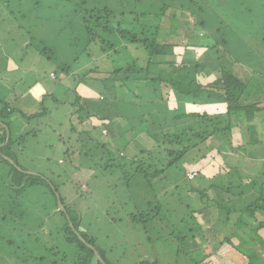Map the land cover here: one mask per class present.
Listing matches in <instances>:
<instances>
[{
  "label": "rangeland",
  "instance_id": "rangeland-1",
  "mask_svg": "<svg viewBox=\"0 0 264 264\" xmlns=\"http://www.w3.org/2000/svg\"><path fill=\"white\" fill-rule=\"evenodd\" d=\"M77 1L0 0V100L8 102L14 109L13 116L8 121L13 138L27 134L23 145L18 148L15 145L18 150V154L15 152L18 163L26 173L42 175L58 187L66 206L74 210L72 216L81 220L80 231H87L95 238L96 245L107 252L111 264H137L140 261H147L149 264H185L183 260L187 255L193 259H201L200 254L208 255L207 262L223 264L221 252L217 256L211 255L212 251L218 249L221 236L214 234L212 239L211 233L207 232L215 227L213 222L219 216L214 204L205 207L202 204L206 199L199 202L197 198H184L182 194L173 198L166 196L165 188L169 186L162 178L152 180L151 184L155 189H151L140 178H132L128 189L120 169L110 171L111 173L105 172L99 153L85 154L92 149H89L92 144L88 143V135L81 131L87 129L92 132L94 127L96 136L99 137L102 126L107 123L106 119L102 120L101 117L113 115L116 117L118 130L124 132V127L129 124L128 120L121 121L118 116L135 115L137 107L133 103L144 104L153 100L156 96L153 92L154 85L148 78L161 72L163 75L169 72L170 68L161 71L153 66L148 74L129 75L126 81L119 80L108 85L103 81L107 78L105 74L84 75L95 66L100 68V73L108 74L117 67L127 66L135 59L138 69L145 67L148 56L144 49L139 46L132 47L133 44L121 38L117 30L134 33L139 28L146 27V35L156 34L157 30L158 42L173 45L176 58L182 59L189 54V51H184L185 47L200 44L212 46L217 42L216 48L203 50L199 55L202 58L199 63H207L204 57L209 62L218 60L248 84L250 96L247 103L261 101L264 105V2L91 0L99 6H108L113 10L110 31L101 35L115 46L119 54L107 58L99 54L98 50H94L90 55L93 58L89 60L86 52L79 54L84 46L85 32L81 25ZM131 11L133 13H130ZM142 13L147 15L141 16ZM202 18L205 23L199 26L196 22ZM72 41H75V46L71 45ZM44 49L49 53L42 52ZM65 64L70 67L69 75L62 74L61 65ZM195 76L198 83H205L212 77H207L203 72ZM171 82H178L180 91L196 87V82L190 83L189 73L174 76ZM159 88L155 86L158 94L161 91ZM48 94H52V97ZM76 97H79L77 104ZM102 98L105 100H101ZM119 99L125 100L122 105L118 103ZM204 99L203 96L196 101L206 105ZM81 102L90 104L92 107H88L89 112L95 113L83 126L78 117L85 116L87 109L83 108L79 115L75 114ZM95 107L100 109L96 111ZM43 108L48 111L46 116L31 118L29 122L24 117H19L18 111L30 116L41 113ZM259 117L261 122L258 118H253L249 122L239 123L229 134L231 147L237 149V146L243 144V132L239 130V126L252 127L256 124L254 131L247 135L249 145L245 151L234 150L228 154L223 144L229 142V139L225 140L221 135L217 143L221 148L220 153L226 158H221L222 155H218L219 152L213 149L207 158L191 165L194 167L192 172H187L189 181L195 177V171L198 169L206 179L186 181L182 186L190 189L207 186L210 180L208 177L211 178L217 173L218 165L224 163V160L239 166L245 176L254 177L258 170L261 171L264 161L263 148L260 152L257 151L259 146L254 142L264 141V111L259 112ZM72 127L76 130L74 133L70 131ZM105 134L103 131L106 143L110 138ZM129 147L123 150L109 149L112 150L114 158L121 159L120 156L133 155L132 144ZM9 169L8 165L0 162V208L6 210L12 207V196H9L11 194L8 190ZM47 191L46 187L32 189L17 201L21 211H25L23 214H26L22 219L23 224L25 225L28 219L32 220L31 232L23 224H19L22 221L14 226L0 223V264H25L23 260L30 261L31 255L39 253L33 241L26 243V246L32 245L35 252H25L22 247L19 249L22 242L28 238L27 232L35 233L42 242L45 238L48 242L51 241V244H46V249H42V254L40 253L47 257L46 260L33 264H73L76 248L68 244L62 234L56 233L64 222L53 196ZM217 194L213 190L209 192L212 198L226 200V195ZM150 201L160 204L162 215L147 223L145 233L143 226L133 222L130 216L135 214V210H149L147 204ZM186 204L199 208V213L195 216L197 222L202 225L205 237L207 236V242L204 244H201L198 237L194 242L188 241L183 245L176 243L173 238L168 239L169 232H178L182 228L180 217L187 211ZM172 208L176 213H171ZM21 211L19 209L13 212L22 213ZM41 222L43 226L40 228ZM233 229L223 226V232L226 231L227 234L234 231ZM7 240H13L15 244L8 245ZM52 244L58 250L55 255L49 252ZM236 247L238 251L226 254L229 258H226V264L231 260H235L237 264L246 263V259L240 255L242 247ZM253 248H257L259 255L264 257V250L260 249L258 244ZM260 262L257 261L256 264Z\"/></svg>",
  "mask_w": 264,
  "mask_h": 264
},
{
  "label": "trees",
  "instance_id": "trees-1",
  "mask_svg": "<svg viewBox=\"0 0 264 264\" xmlns=\"http://www.w3.org/2000/svg\"><path fill=\"white\" fill-rule=\"evenodd\" d=\"M261 1L264 2V0ZM246 2L250 3V0ZM77 5L78 12H80L81 25L85 32L84 46L79 54L86 52L89 60L93 58L90 55H92L94 50H98L99 54L107 58L112 55L117 56L119 52L115 49V46L109 40L103 39L101 35V33L107 34L110 31L113 10L108 6H99L93 1L91 2V0H78ZM130 13L133 12L131 11ZM144 15H147V13L141 14V16ZM1 20L2 17H0ZM196 23L201 26L205 21L202 18L198 19ZM147 31L146 27L139 28L134 33L117 30V34L121 38L133 44L132 47L139 46L144 49L148 56L145 67L138 69L136 67L137 59H135L127 66L117 67L108 72V74L107 72L100 73V68L95 66L87 71L84 76H88L90 73L105 74L107 78L103 79V81L108 85L119 80L126 81L129 75L148 74L153 66L161 69V71L162 69L170 68V71L163 75L161 72L154 77L148 78L154 85L153 92L156 96L153 100L144 102V104H142L143 102L133 103L137 107V114H122V116H118V118H121V121L128 120L129 124L124 127V132L118 130V126H116L117 120L113 115H108L106 118L101 117L102 120L106 119L107 121L102 126L101 136H96L94 127L91 129L92 132L87 129L81 131L88 135V143L92 144L89 148L92 149H88L89 151L87 150L88 152L86 151L87 153L85 154L91 155V152L99 153L101 156V166H103L102 169L105 172L111 173L110 171L120 169L123 174L122 179L123 181L125 180L127 187L132 178H140L151 189H155L151 184L152 180L155 181L162 178L169 186L165 188L166 196L173 198L175 196L180 197V194H182L184 198L191 196L197 198L199 202H203V199H206V202L202 205L207 207L214 204V207L219 211V216L213 222L215 227L207 230L209 234L211 233L212 239L214 238V234L221 236L218 249L212 251L211 255L217 256L221 252L223 264H226V258L229 260L226 254L238 251L236 246L239 245L242 247L240 255L246 259V264H256L257 261H261L260 264H264V257L259 255L258 246L255 249L253 248L258 244L260 249L264 250V161L261 164L262 170H258L257 174L253 177L252 175L245 176L244 171L239 166L225 162L224 160V163L218 165L217 173L211 178L208 177V180H210L207 186L193 189L182 186V183L186 181L192 182L197 179H206L200 169H194L196 170L195 177L189 181L187 179V172H192L194 167H191V165L207 158L209 152L213 149L219 152L218 155H222L220 153V145L217 143L221 135L225 140L226 138L229 139V142H226L227 144H223L222 142L223 148L228 151V154H231L234 150L245 151L247 149L249 145L247 135L249 136L254 131L253 128L256 124L252 127L239 126V130L243 132L241 137L243 144L237 146V149L231 147L229 134L239 123L249 122L253 118H258V121L261 122L259 112L264 111L263 103L261 101L247 103L250 96L247 90L248 84L241 79L240 75L219 63L218 60L215 59V61L209 62L204 57L207 63H199V59H202L199 55L204 52L203 50L205 48L206 50L216 48L217 42L212 44V46L200 44L199 46L194 45L190 48L185 47L186 50L184 51H189V54L181 59V57L176 58L177 54L173 50L172 44L157 41V30L155 31L156 34L146 35ZM71 45L75 46V41H72ZM42 52L49 53L45 49ZM193 52L195 54H192ZM226 53H228L227 50ZM77 58H79V55ZM61 67L62 74L69 75L71 73L69 65L65 64L61 65ZM200 72L205 73L207 77H212L205 81V83L202 81L198 83L196 82L195 75ZM183 73H189L190 83L194 84L196 82V87L187 91H180L179 86H177L178 82L175 84L171 82L174 76H180ZM120 77H123L125 80L119 79ZM176 81L178 80L176 79ZM155 86L160 87L161 91L159 94ZM201 86L204 88H200ZM112 91H114V88H112ZM113 94L117 95L116 93ZM48 95L52 97V94ZM203 96L206 105L198 104L196 101ZM76 98L75 104L79 101V97ZM176 99L182 103L178 105ZM262 99L264 101V98ZM53 100L56 101L55 98ZM101 100L105 99L102 98ZM123 101L125 100L119 99L118 103L122 105ZM88 107L92 106L87 102H81L79 110L75 112V114L79 115L83 108L87 109L85 116L82 117L80 115L78 117L79 123H82V126L85 125V121L95 115V113L89 112ZM95 109L97 111L100 107H95ZM13 110L8 102L0 100V162L8 165L10 168L7 177L10 179L8 190L11 195L9 196H12L10 198L12 200V207L9 210L0 208V223L8 224V226L17 225L26 215L23 214L25 211H21V207L18 206L19 203L17 201L19 198L32 189L46 187L47 192L53 196L56 208H58L64 222L56 230V233L62 234L64 240L76 248L73 264H111L107 258V252L96 245L95 238L91 237L87 231H80L81 220L75 219L72 216L74 210L72 207L66 206L64 199L59 194L58 187L42 175L26 173L25 169L18 163L16 155V153L18 154V150L15 145H17V148L23 145L27 134L26 136H19L17 138L14 136L13 138L8 124L9 118L13 116ZM18 113L20 114L19 117H24L29 122L31 118L46 116L48 111L43 108L41 113H35L30 116L19 111ZM7 130L9 132L8 141ZM70 131L74 133L76 130L72 127ZM103 131L106 132L105 136L110 138V141L106 143L104 142V135H102ZM254 143L260 147V149L259 147L256 149L257 151L260 152L263 148L264 155V141L255 140ZM130 144L133 146V155L120 156L122 157L121 159L114 158L112 150L109 149H128L130 148ZM67 152L71 157L73 156L69 151ZM222 157L226 158L225 155H222ZM212 190L215 193L226 195V200L210 197L209 192ZM58 198L63 209L60 208ZM148 205L150 207L149 210H135V214L130 216L133 222L140 223L143 226L145 233L147 231V223L156 220L162 215L160 214L162 208H160V204L156 201H150ZM152 207L154 208L152 209ZM185 207L187 211L183 212L180 217L182 228L178 232H169L167 235L168 239L173 238L176 243L183 245L188 241L194 242L198 237L201 244H204L207 242V236L205 237L202 225L197 222L195 216L199 213V208L190 206V204H186ZM19 209L22 213L13 212ZM156 211L158 212L156 213ZM171 213H176V210L172 208ZM23 223L24 221L19 224ZM31 223L32 220L28 219L23 226L30 231L32 229ZM225 225L226 228H234V231H231L229 234L226 231L223 232V226ZM42 226L41 222L39 227L41 228ZM30 232H27L26 237L28 238L23 241L24 243L22 242L19 249L22 247L23 251L30 253L38 249L39 253L31 255L29 257L30 261L25 259L23 262L25 264H29V262L33 264V262L45 261L47 257L40 255V253L42 249H46L47 243L51 244V241L48 242V239L45 238L42 242L40 237L38 238L35 233ZM30 241L36 244L35 249L32 248V245L26 246V243L28 244ZM6 242L8 245L15 244L13 240H7ZM50 251L53 255L58 253L53 244ZM200 256L201 259H193L190 255H187L183 261L185 264H210V262L206 261L208 255L200 254ZM99 258L102 260L101 262ZM152 263L154 264L155 262ZM137 264L149 263L147 261H140ZM176 264L179 263L177 262ZM227 264H237V262L231 260Z\"/></svg>",
  "mask_w": 264,
  "mask_h": 264
},
{
  "label": "water",
  "instance_id": "water-1",
  "mask_svg": "<svg viewBox=\"0 0 264 264\" xmlns=\"http://www.w3.org/2000/svg\"><path fill=\"white\" fill-rule=\"evenodd\" d=\"M8 139H9V132H8V130H7V141H8ZM5 143H6V142H5ZM58 203H59V205H60V208L63 209L62 205L60 204V200H59V198H58ZM97 257H98V256H97ZM99 260H100V262L102 261L100 258H99Z\"/></svg>",
  "mask_w": 264,
  "mask_h": 264
},
{
  "label": "crops",
  "instance_id": "crops-1",
  "mask_svg": "<svg viewBox=\"0 0 264 264\" xmlns=\"http://www.w3.org/2000/svg\"><path fill=\"white\" fill-rule=\"evenodd\" d=\"M176 102H177L178 105H180L182 103V102H180V100H177V99H176ZM210 264H212V263H210ZM239 264H241V263H239Z\"/></svg>",
  "mask_w": 264,
  "mask_h": 264
}]
</instances>
